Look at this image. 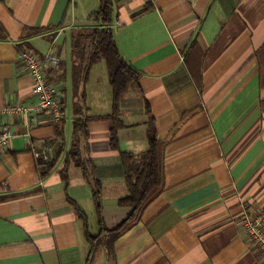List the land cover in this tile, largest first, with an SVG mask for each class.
Here are the masks:
<instances>
[{
    "label": "crops",
    "instance_id": "obj_1",
    "mask_svg": "<svg viewBox=\"0 0 264 264\" xmlns=\"http://www.w3.org/2000/svg\"><path fill=\"white\" fill-rule=\"evenodd\" d=\"M111 1L118 48L140 74L115 121L105 60L74 79V43L101 25V0H0V108L36 102L20 50L52 49L60 63L47 75L61 88L65 115L42 125L0 117L14 132L0 155V264H91L98 247L82 215L89 222L87 203L99 216L96 180L114 229L130 213L109 212L105 201L106 188H119L117 204L129 194L120 151L140 155L154 136L162 185L104 263L264 264L240 223L246 210L264 211V0ZM115 122L119 150L111 146Z\"/></svg>",
    "mask_w": 264,
    "mask_h": 264
},
{
    "label": "trees",
    "instance_id": "obj_2",
    "mask_svg": "<svg viewBox=\"0 0 264 264\" xmlns=\"http://www.w3.org/2000/svg\"><path fill=\"white\" fill-rule=\"evenodd\" d=\"M113 2L111 0H101V6L96 16L100 20V26L91 28V42L88 46H82L80 42V34L74 43V79L84 80L88 76L89 69L94 64L105 60L108 67L110 83L114 89L113 113L108 117L114 121L118 117V110L122 97L127 91L139 84L140 74L130 65L122 56L117 42L114 37L113 29L110 26L113 16ZM4 28L0 22V36L4 35ZM5 37V35H4ZM89 51V52H88ZM87 54L88 60H87ZM64 104L62 103V106ZM76 123V129H82L87 137L88 130L86 124ZM119 126L115 122V126L111 133V146L113 149H120V140L118 136ZM77 149L74 147L72 154L77 159ZM162 142L154 136L149 139L148 148L140 155H136L131 151H120L121 168L123 177L126 181L129 194L119 200V206L130 208L127 218L117 225L114 229H108L105 220L102 217V182L97 179L93 191V197L96 202L99 213L100 232L92 235L89 232L88 217L83 216L85 221V233L88 241L92 246V250L96 249L105 233H109L106 245H111L118 234L135 220L140 211L144 208L152 196L160 189L163 182V163H162ZM81 166V163H77ZM45 174V173H43ZM92 253L90 254L91 260Z\"/></svg>",
    "mask_w": 264,
    "mask_h": 264
},
{
    "label": "built area",
    "instance_id": "obj_3",
    "mask_svg": "<svg viewBox=\"0 0 264 264\" xmlns=\"http://www.w3.org/2000/svg\"><path fill=\"white\" fill-rule=\"evenodd\" d=\"M19 60L33 78L32 92L36 102L31 104L8 103L0 108V117H14L23 114L35 125L59 123L64 118V107L60 97L61 88L48 79L47 67L60 63L59 56L52 49L39 53L30 47L20 50ZM14 138L10 126L0 124V155L3 154ZM242 229L264 254V211H245L240 217Z\"/></svg>",
    "mask_w": 264,
    "mask_h": 264
},
{
    "label": "rangeland",
    "instance_id": "obj_4",
    "mask_svg": "<svg viewBox=\"0 0 264 264\" xmlns=\"http://www.w3.org/2000/svg\"><path fill=\"white\" fill-rule=\"evenodd\" d=\"M90 35H91L90 31H84L80 34L79 38H80V42L82 43V46H85L91 42V38H89ZM68 77H69V75H68ZM67 117H68V119L70 118V109L67 111ZM69 125H71V123ZM68 136L71 138V136L69 134H68ZM118 192H119V188H109V189L106 188L105 189V196H106L105 201L107 203L106 206L108 207L109 212L113 211V209L118 208V206H119V204H117V201H116V196H118ZM84 207L90 213V220H89L90 231L92 234H97L99 231V227H100L99 216H97L93 211H91L89 209V205L87 203L84 205ZM108 237H109V233H105L103 238L101 237V239L99 240L102 243L99 244L98 249L96 250V252H94V254L91 258V261H92L91 264H105L104 263L105 259H109L111 261V259H110L111 258L110 257L111 251H109V249L111 250V248H109V245H106V241H108L107 240ZM104 247L106 248V251H107V255H108L107 257L102 256L101 249H103Z\"/></svg>",
    "mask_w": 264,
    "mask_h": 264
}]
</instances>
